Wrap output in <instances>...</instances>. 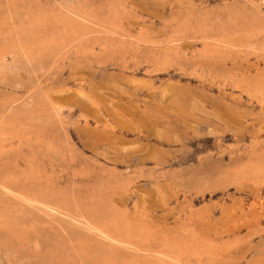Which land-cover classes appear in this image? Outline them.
<instances>
[{"label": "rangeland", "instance_id": "obj_1", "mask_svg": "<svg viewBox=\"0 0 264 264\" xmlns=\"http://www.w3.org/2000/svg\"><path fill=\"white\" fill-rule=\"evenodd\" d=\"M263 46L264 0H0V264H264Z\"/></svg>", "mask_w": 264, "mask_h": 264}, {"label": "bare ground", "instance_id": "obj_2", "mask_svg": "<svg viewBox=\"0 0 264 264\" xmlns=\"http://www.w3.org/2000/svg\"><path fill=\"white\" fill-rule=\"evenodd\" d=\"M41 18H32V19H30L29 20V22H28V27L30 28V29H32V28H38L41 24H42V22H41V20H40ZM251 21H253V20H251ZM247 22V24H248V21H246ZM254 22H256L257 24H259L257 21H254ZM250 23V22H249ZM252 23V22H251ZM250 23V24H251ZM249 25V24H248ZM247 25V26H248ZM252 25V24H251ZM254 25V24H253ZM250 26V25H249ZM251 28H252V26H250ZM40 29H42V26H40ZM26 31V30H25ZM29 33V32H28ZM27 33V34H28ZM34 35H36V34H34ZM32 37V36H31ZM236 43V42H235ZM143 46V45H142ZM250 47V46H249ZM264 47V46H263ZM263 49V48H262ZM123 50V49H122ZM82 51V50H81ZM182 253V252H181Z\"/></svg>", "mask_w": 264, "mask_h": 264}]
</instances>
